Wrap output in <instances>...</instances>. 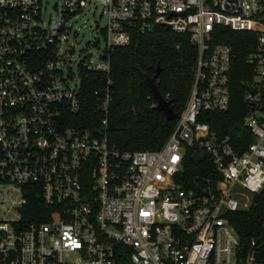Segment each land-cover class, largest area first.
Returning a JSON list of instances; mask_svg holds the SVG:
<instances>
[{"label": "built area", "instance_id": "2783aa9c", "mask_svg": "<svg viewBox=\"0 0 264 264\" xmlns=\"http://www.w3.org/2000/svg\"><path fill=\"white\" fill-rule=\"evenodd\" d=\"M47 2L0 0V264H256L229 217L264 189V0H58L59 20L45 22ZM97 3L104 48L79 63L72 85L68 22ZM216 27L256 35L257 94L246 92L241 132L221 135L200 120L230 104L233 56L212 44ZM161 28L197 52L186 107L162 148L108 146V79L94 93L99 126H66L83 79L108 76L109 50ZM242 132L253 141L240 151ZM188 157L209 168L192 187L182 180Z\"/></svg>", "mask_w": 264, "mask_h": 264}, {"label": "trees", "instance_id": "16d2710c", "mask_svg": "<svg viewBox=\"0 0 264 264\" xmlns=\"http://www.w3.org/2000/svg\"><path fill=\"white\" fill-rule=\"evenodd\" d=\"M211 35L212 44L229 46L232 51L228 81L230 104L226 112L204 114L200 120L207 122L217 135L226 134L232 127L241 132V120L249 111L244 83L248 86L253 84V64L248 60L255 52L256 35L225 27H216ZM108 55V76L94 72L83 79L79 112L66 118V126H99L102 117L94 93L108 79V146L120 152L160 150L186 107L197 55L195 46L187 36L161 28L151 35H134L128 46L113 47ZM158 68L159 74L154 82L177 116L173 121H167L163 113L155 109V101L145 79L146 76L153 78ZM238 140L240 145L237 147L242 151L253 138L242 132ZM205 159H186L182 180L187 187L193 186L194 178L209 172L208 165L203 164ZM31 206L43 208L36 198H32ZM32 220L26 219L27 222ZM229 220L241 240L244 254H252L256 264H264V189L251 197L249 209L234 212ZM251 240L255 241L254 246H251Z\"/></svg>", "mask_w": 264, "mask_h": 264}, {"label": "rangeland", "instance_id": "374dc122", "mask_svg": "<svg viewBox=\"0 0 264 264\" xmlns=\"http://www.w3.org/2000/svg\"><path fill=\"white\" fill-rule=\"evenodd\" d=\"M60 4L58 0H48L46 10L43 15L44 21L50 18L53 21L59 20ZM102 5L97 3L90 6L76 18L68 22L72 27L71 41L74 42V58L71 70V84L77 85L79 82L78 65L84 59H97V56L104 48V42L100 41L98 47H92L91 44L98 36L99 30L105 25V17H102ZM66 75V74H65ZM252 197V196H251ZM249 197L248 203L251 201Z\"/></svg>", "mask_w": 264, "mask_h": 264}, {"label": "water", "instance_id": "95a60500", "mask_svg": "<svg viewBox=\"0 0 264 264\" xmlns=\"http://www.w3.org/2000/svg\"><path fill=\"white\" fill-rule=\"evenodd\" d=\"M97 42H98V39L95 40V42L92 44V46L96 47ZM158 74H159V68L157 69V72L153 78L146 76L145 79H146V82H147V84L150 88V91L152 93V97L155 101V109L157 111L163 113V115L165 116V119L167 121H173L176 119L177 116H176V114L173 113V110L170 106V102L166 101L162 97V95L158 91L157 86L154 82V80L157 78ZM244 88H245L246 92L250 93L252 96H255L257 94L256 88H251L246 83H244Z\"/></svg>", "mask_w": 264, "mask_h": 264}]
</instances>
